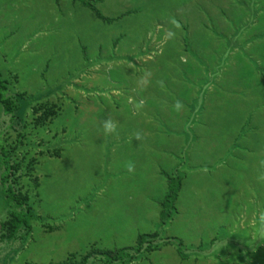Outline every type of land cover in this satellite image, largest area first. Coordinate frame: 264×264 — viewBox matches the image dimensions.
I'll list each match as a JSON object with an SVG mask.
<instances>
[{"label": "rangeland", "instance_id": "374dc122", "mask_svg": "<svg viewBox=\"0 0 264 264\" xmlns=\"http://www.w3.org/2000/svg\"><path fill=\"white\" fill-rule=\"evenodd\" d=\"M235 1L0 0V71L31 100L16 118L0 105V151L38 216L25 242H0V264L81 261L152 233L159 246L129 264H264V84L245 94L252 116L188 117L200 89L229 83ZM1 188L0 170V234Z\"/></svg>", "mask_w": 264, "mask_h": 264}, {"label": "trees", "instance_id": "16d2710c", "mask_svg": "<svg viewBox=\"0 0 264 264\" xmlns=\"http://www.w3.org/2000/svg\"><path fill=\"white\" fill-rule=\"evenodd\" d=\"M85 4L92 6L89 1ZM97 14L106 21H112L105 18L100 11L93 7ZM30 98L25 94L16 93L0 71V105L4 111L16 118V114H24L31 104ZM13 151L1 147L0 151V170H1V190L6 199V210L8 217L1 223L0 242L5 246H13L18 240L25 242L31 231L32 221L37 219L36 212L31 204L29 193L24 192L14 182L17 171L20 169V163H14ZM180 179H176L170 186L169 195L166 198L169 215L173 212L174 203L180 190ZM158 233L142 234L135 246L123 247L115 250L94 248L86 253L81 261H69L56 264H129L138 260L146 251L158 247ZM181 249V248H180Z\"/></svg>", "mask_w": 264, "mask_h": 264}, {"label": "crops", "instance_id": "0c3cea01", "mask_svg": "<svg viewBox=\"0 0 264 264\" xmlns=\"http://www.w3.org/2000/svg\"><path fill=\"white\" fill-rule=\"evenodd\" d=\"M235 2L243 6L240 16L243 17V21L245 22V26L242 28L245 37L243 42H237L236 39L238 40L241 32L238 31V33L235 34L236 39L229 41V44L233 45L232 49H234V51L231 53L227 52L228 58L227 61H225L226 63H220L219 65L220 72L218 78H222L225 72H227L228 74L226 77L229 83H226V80L224 82L217 79L218 81L214 83L215 88L218 82L220 88L218 89V96L215 95L212 99L210 96L206 97L202 94V92L204 93V87L200 89L199 94H196L197 97L194 98L193 101H190V113L188 117L191 120H198L205 114L212 117L214 113L219 114L221 112L219 114L221 115L228 110L242 111V113L252 116V110L257 104L254 98H248L245 94L258 87L260 88V86L264 84V73L262 75L263 79L257 76V73L264 71V0H237ZM235 25H237V23H235ZM189 61L190 59H182V62L186 64L189 63ZM231 76L232 79L229 78ZM223 87L233 89L230 95L231 98H229V100L227 99L226 102H224L223 94H219L220 89ZM227 102L229 105L225 107L224 103L227 104ZM199 104H201V107L197 108ZM150 107L151 105L148 106V108ZM223 107H225L224 112H222V109H224ZM185 146L184 144L183 147ZM136 147H134L133 151L136 150ZM121 178L123 177H119L118 179L120 180H115L116 183L121 184L123 181ZM134 178H132V180L136 182Z\"/></svg>", "mask_w": 264, "mask_h": 264}, {"label": "clouds", "instance_id": "9594fccd", "mask_svg": "<svg viewBox=\"0 0 264 264\" xmlns=\"http://www.w3.org/2000/svg\"><path fill=\"white\" fill-rule=\"evenodd\" d=\"M104 127H105L106 131H108V132H111V131L115 130V126H114V124L111 121H107L105 123ZM129 170H131V167H130Z\"/></svg>", "mask_w": 264, "mask_h": 264}]
</instances>
